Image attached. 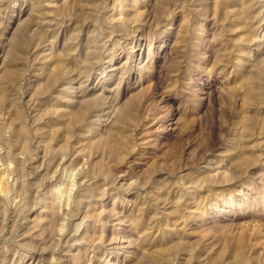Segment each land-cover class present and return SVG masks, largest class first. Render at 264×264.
<instances>
[{"label": "rangeland", "instance_id": "obj_1", "mask_svg": "<svg viewBox=\"0 0 264 264\" xmlns=\"http://www.w3.org/2000/svg\"><path fill=\"white\" fill-rule=\"evenodd\" d=\"M0 264H264V0H0Z\"/></svg>", "mask_w": 264, "mask_h": 264}]
</instances>
